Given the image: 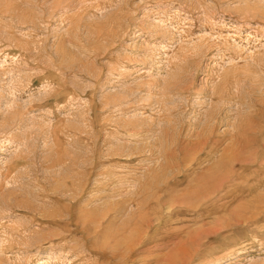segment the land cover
Segmentation results:
<instances>
[{
  "label": "rangeland",
  "instance_id": "obj_1",
  "mask_svg": "<svg viewBox=\"0 0 264 264\" xmlns=\"http://www.w3.org/2000/svg\"><path fill=\"white\" fill-rule=\"evenodd\" d=\"M0 264H264V0H0Z\"/></svg>",
  "mask_w": 264,
  "mask_h": 264
},
{
  "label": "bare ground",
  "instance_id": "obj_2",
  "mask_svg": "<svg viewBox=\"0 0 264 264\" xmlns=\"http://www.w3.org/2000/svg\"><path fill=\"white\" fill-rule=\"evenodd\" d=\"M240 131V130H239ZM238 131V132H239ZM237 132V133H238ZM243 132V131H242ZM236 133V134H237ZM240 134H242V133H240ZM233 136V135H232ZM238 136H239V133H238ZM244 136V135H243ZM199 137H200V135H199ZM208 135H206V136H203V137H201V139L200 140H197L194 144H193V148L192 149H190L188 152H187V154H186V158L185 157H183V158H185L184 160H185V163H187V164H189V163H191V162H193V161H195V160H197V164H198V160H199V158H200V156H201V154H202V152H205L204 151V149L206 148V146L208 145ZM235 137V136H234ZM245 137V136H244ZM233 139V138H232ZM241 139V136H239V137H235L234 138V143H233V146H235L234 148L237 150L238 149V147H239V145H241L240 143H242V141L240 140ZM244 141V140H243ZM231 142V141H230ZM230 144V143H229ZM232 144V143H231ZM244 147V146H243ZM230 149H232V148H229V150ZM240 150H241V148H240ZM207 151V150H206ZM231 151V150H230ZM233 151V150H232ZM226 152H228L227 150H226ZM236 152V151H235ZM183 154H185V153H183ZM223 156L225 155V154H222ZM184 156V155H183ZM221 157V156H220ZM227 157V156H226ZM234 158V157H233ZM232 158V159H233ZM231 158H229V157H227V158H225V156L223 157V158H221V159H217V161L216 162H214V163H212L208 168H206L205 170H204V172L203 173H201L200 174V176L197 178L198 180V185L194 188V191L192 192V194H193V196H192V198L191 197H189V200H195L194 201V203H193V205L195 204V205H197L198 206V204L200 203V202H202V200H205V199H207L209 196H211L214 192H215V190H216V188H218V186H219V184H220V177L219 178H217L215 175L217 174V172H218V170L222 167V164L224 163V162H227L228 160H230ZM200 164V163H199ZM176 165V164H175ZM230 166V165H229ZM162 167V166H161ZM224 167V166H223ZM169 168V167H168ZM167 168V169H168ZM180 168V167H179ZM178 168V169H179ZM182 168V167H181ZM222 169V168H221ZM153 177H155V176H153ZM157 178V177H156ZM222 180V179H221ZM156 181H157V179H156ZM163 181H164V179H163ZM162 182V181H161ZM156 183V182H155ZM154 183V184H155ZM153 187H154V185H152ZM195 186V185H194ZM152 187V188H153ZM187 194H188V192H187ZM190 194V193H189ZM182 196V195H181ZM213 196V195H212ZM191 202V201H190ZM179 203H181V202H179ZM186 204V203H185ZM184 204V205H185ZM190 204V203H189ZM194 205V206H195ZM238 221V220H237Z\"/></svg>",
  "mask_w": 264,
  "mask_h": 264
}]
</instances>
